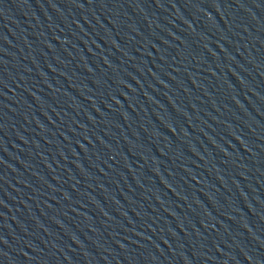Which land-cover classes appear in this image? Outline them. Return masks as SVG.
Listing matches in <instances>:
<instances>
[{
    "label": "water",
    "instance_id": "95a60500",
    "mask_svg": "<svg viewBox=\"0 0 264 264\" xmlns=\"http://www.w3.org/2000/svg\"><path fill=\"white\" fill-rule=\"evenodd\" d=\"M0 264H264V0H0Z\"/></svg>",
    "mask_w": 264,
    "mask_h": 264
}]
</instances>
